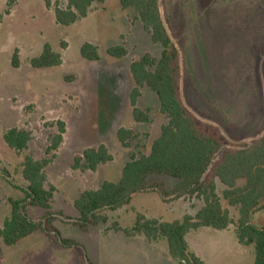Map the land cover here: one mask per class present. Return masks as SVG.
Segmentation results:
<instances>
[{"label": "rangeland", "instance_id": "rangeland-1", "mask_svg": "<svg viewBox=\"0 0 264 264\" xmlns=\"http://www.w3.org/2000/svg\"><path fill=\"white\" fill-rule=\"evenodd\" d=\"M57 1L65 4V0ZM6 2L0 0V226L10 213L8 200L24 197L23 157L46 158L55 123L60 121L65 124L63 142L44 169L45 185L54 188L50 224L60 239L74 245L64 247L40 231L12 246H4L0 240V264H180L170 257L164 238L149 241L142 235L127 236L123 230L133 226L138 214L163 222L193 216L203 206L195 195L163 201L156 190H149L133 195L128 204L103 212L105 224L84 232L71 223L77 217L74 199L83 191L98 189L104 181L116 182L131 156L148 153L150 142L165 124L148 88L141 90L137 100L138 108L150 110L147 123L134 122L129 104L133 88L130 63L147 53L158 58L161 47L150 41L134 11L122 9L118 0L93 4L85 18L70 26L57 25L53 12L41 0H16L8 14ZM160 13L171 27L168 30L174 43L181 45L185 87L181 94L188 98L184 101L190 112L202 123L233 130L234 137L230 136L233 139L227 140L225 148H237L264 136V0H160ZM44 43L61 54L60 66H30V59L41 53ZM84 43L97 46L98 62L80 57ZM118 45L126 48L125 57L106 54L107 48ZM252 48L258 59L252 57ZM15 49L19 51L18 68L10 64ZM245 76L249 81L245 92L254 99L250 117H246L243 96L233 109L225 106L236 102L230 91L239 90ZM211 101L216 110H225L224 115L215 111ZM12 128L25 129L31 135L21 155L2 140ZM118 128L137 135L128 147L116 139ZM99 144L108 149L111 162L95 172L71 169L75 156ZM147 181L167 189L177 184L176 179L164 175H151ZM221 189L217 183L218 194ZM228 210L231 224L225 230L202 227L185 237L189 249L204 264L253 263L252 247L240 245L235 237L237 212L231 207ZM25 212L35 222L44 215L42 209L28 205ZM251 221L264 225V210L256 212Z\"/></svg>", "mask_w": 264, "mask_h": 264}, {"label": "trees", "instance_id": "trees-1", "mask_svg": "<svg viewBox=\"0 0 264 264\" xmlns=\"http://www.w3.org/2000/svg\"><path fill=\"white\" fill-rule=\"evenodd\" d=\"M15 1L7 0L6 14ZM41 1L47 10L53 12L57 25L70 26L85 18L93 4H102L106 0H65L63 6L57 0ZM118 3L122 9L134 11L135 19L149 35L150 41L161 47L158 58L147 53L129 65L133 83L129 94L132 119L136 123L149 121L150 110L137 107L141 90L148 88L154 93L158 111L166 122L159 128L158 136L150 142L148 153L131 156L116 182L104 181L98 189L83 191L74 199L73 207L77 217L71 223L84 232L88 227L105 224L107 217L103 212L128 204L133 195L149 190H156L163 201L195 195L203 203L195 215H184L180 220L163 222L145 219L138 214L133 226L123 232L127 236L142 235L149 241L164 238L170 257L180 264H204L189 249L185 237L190 231L202 227L225 230L231 224L228 210L231 207L237 212V242L244 247H252V264H264V225L257 226L251 221L256 212L264 210V136L250 144L225 148L229 145L227 140L233 139L230 137L233 130L200 122L185 104L184 100L188 98L185 96L183 99L181 94V89H184L183 93L185 91L184 81H181L184 70L180 58L181 45L174 43L168 30L170 25L162 19L160 0H118ZM61 47L64 49L66 44L62 42ZM105 52L116 59L127 55L123 45L107 48ZM253 52L256 51L252 48V57L256 58ZM79 55L89 62L99 61L97 46L89 43L80 47ZM255 61L257 66L258 61ZM29 63L34 69L53 68L62 64V58L59 52L44 43L41 53L31 58ZM10 64L12 68L19 67L17 49L12 54ZM261 75L264 79V61L261 64ZM247 77L240 82L239 90L230 91L236 102L225 106L230 107L229 110L233 109L243 96L242 101L248 111L246 117H250L254 99L245 92L249 85ZM240 90L242 95H239ZM233 92L237 95H232ZM210 103L214 108L217 107L213 101ZM215 111L224 115L225 110L215 108ZM55 128L56 133L50 137L45 151L46 158L34 160L30 156L23 157L21 176L27 185L22 199L8 200L10 213L0 226V240L4 246H12L37 231L52 237L64 247L74 245L71 241L60 239L50 224L53 217L50 203L54 188L45 185L44 169L52 162L63 142L65 124L57 121ZM115 135L122 147H128L137 137L132 130L125 128H118ZM2 140L10 150L21 155L27 149L31 135L25 129L12 128L2 135ZM112 160L105 145L99 144L75 156L71 169L95 172L99 166ZM151 175L176 179L177 184L167 189L161 183H148L147 179ZM217 183L222 186L219 194ZM26 205L42 209V220L35 222L29 219L25 212ZM1 252L0 246V255Z\"/></svg>", "mask_w": 264, "mask_h": 264}, {"label": "crops", "instance_id": "crops-1", "mask_svg": "<svg viewBox=\"0 0 264 264\" xmlns=\"http://www.w3.org/2000/svg\"><path fill=\"white\" fill-rule=\"evenodd\" d=\"M155 138V137H154ZM4 218V217H3Z\"/></svg>", "mask_w": 264, "mask_h": 264}]
</instances>
